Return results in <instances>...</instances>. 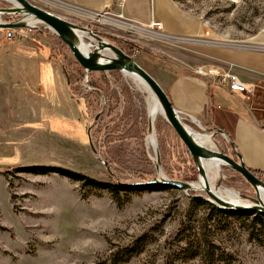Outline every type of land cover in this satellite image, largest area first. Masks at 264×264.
<instances>
[{"label":"rangeland","instance_id":"rangeland-1","mask_svg":"<svg viewBox=\"0 0 264 264\" xmlns=\"http://www.w3.org/2000/svg\"><path fill=\"white\" fill-rule=\"evenodd\" d=\"M28 1L90 28L117 47L121 44L154 74H158L154 53H176L194 63L203 60L201 49L226 46L215 48L237 52L228 46H260L255 41L264 37V0H177L199 14L210 29L209 36L178 39L139 28L117 13H108L109 8L96 9L114 0ZM116 2L139 16L152 5V0ZM9 6L8 0H0V7ZM1 16L2 21L22 17ZM16 28H25L29 39L8 40L6 28L0 27V264H106L113 249L143 233L155 240L125 264H163L164 247L181 221L195 230L206 211L205 206L190 205L184 191L119 192L115 199L106 190L83 186L55 171H30L61 167L99 181L124 183L155 177V152L147 140V91L121 71L86 77L54 32ZM49 52L64 66L75 62L79 67L64 73L48 58ZM251 103L255 111L264 113V83L256 86ZM162 120L158 114L153 123L159 153L155 128ZM195 122L185 124L201 134L210 133ZM113 132L117 136L108 144ZM212 140L217 149L232 152L216 137ZM161 167L169 177L162 163ZM227 168L221 165L213 185L220 189L219 182L255 197L252 186ZM250 219L229 217L227 230L212 228V238L232 255L219 264H264V240H250L245 230ZM171 244L174 248L177 242ZM186 264L203 263L197 259Z\"/></svg>","mask_w":264,"mask_h":264},{"label":"crops","instance_id":"crops-1","mask_svg":"<svg viewBox=\"0 0 264 264\" xmlns=\"http://www.w3.org/2000/svg\"><path fill=\"white\" fill-rule=\"evenodd\" d=\"M113 2H107L96 9L109 8L108 13H117L139 28L145 27L149 32L162 33L173 39L210 35V29L201 16L177 0H152L149 12L143 16L126 6L119 7L116 0ZM151 21L161 22L162 29L156 31L150 28ZM255 42H260L257 43L260 46L227 45L228 48L237 49V52L215 48L226 46L201 49L204 58L194 63L188 61L189 57L180 54L169 56L154 53L158 74L151 73L167 89L179 111L192 115L202 129L210 133L221 130L223 134L216 133L232 143L246 167L264 173V113L254 110L251 98L243 99L241 95L231 93L224 87L210 86L192 71L201 64L231 63L243 81L259 86L264 83V37ZM47 56L54 64L60 65L50 52Z\"/></svg>","mask_w":264,"mask_h":264},{"label":"water","instance_id":"water-1","mask_svg":"<svg viewBox=\"0 0 264 264\" xmlns=\"http://www.w3.org/2000/svg\"><path fill=\"white\" fill-rule=\"evenodd\" d=\"M11 6L0 7V16L6 17L22 16L13 21H1L2 28L29 27L47 29L54 32L59 39L67 46L72 53L75 61L84 70L85 76L89 73L106 74L121 71L127 74L139 76L148 88L154 93L162 116L165 121L173 128L179 140L189 153L193 164L197 170V178L193 181L176 180L167 177L161 167L160 153L158 148L155 150L157 175L147 181L137 182V184H160L171 188L184 191L188 196L200 197L220 209L246 210L251 213H264V202L258 195L259 188L264 189V181L255 176L244 164L242 156L230 143L232 152L223 149H208L197 144L184 127L185 122L180 116V111L174 106L170 94L162 83L146 68L140 65L131 55L117 47L104 37L98 35L90 28L79 26L65 18H62L48 10L32 4L28 0H8ZM35 25H31V21ZM40 24V25H36ZM97 43V52L84 54L81 46H88ZM99 50H102L101 52ZM106 50L108 53H103ZM68 83L67 74H65ZM182 112V111H181ZM202 129V127L198 124ZM151 124H148V133L151 131ZM204 130V129H203ZM206 131V130H204ZM216 132L208 133L214 137ZM223 134V133H222ZM92 151L96 154V149L90 142ZM220 157L223 159L222 165L235 170L245 181L254 189L255 197L241 193L235 189L216 184L228 191H234L243 200V203H232L224 199L218 193H213L210 189V182L206 175L203 161L207 158ZM105 163V162H104Z\"/></svg>","mask_w":264,"mask_h":264},{"label":"trees","instance_id":"trees-1","mask_svg":"<svg viewBox=\"0 0 264 264\" xmlns=\"http://www.w3.org/2000/svg\"><path fill=\"white\" fill-rule=\"evenodd\" d=\"M132 45L131 43H129ZM119 47L126 53L131 54L130 50L119 44ZM131 47V46H130ZM57 61L62 66L64 73H69L72 67H79L75 62L67 63L65 66L62 59L58 57ZM70 65V66H69ZM161 126L156 125V132L159 138L161 163L165 172L171 179H180L186 181H193L196 178V169L193 165L192 159L182 146L177 134L173 128L166 122L161 121ZM117 133L113 132L107 138V143L114 141ZM214 137L222 144L226 150L230 149V143L226 142L220 134L215 133ZM52 168V170H51ZM228 171L235 172L229 168ZM255 176L264 181V173L257 169L248 168ZM35 173L55 171L70 179L83 182V186L92 187L95 189L106 190L116 196L119 192H135L140 190H163L168 189L166 185L160 184H137V182L124 183L118 180L111 179L110 182L99 181L94 178L84 176L83 174L61 168V167H46L43 171L35 168L31 169ZM147 181L146 178L141 177L138 182ZM250 188L249 185H247ZM190 205L205 206V213L202 216L201 223L192 229L181 221L179 228L172 237V241L166 244L165 253L163 256V264H186L188 261L200 259L203 264H219L226 262L232 255L222 249L219 241L212 238L210 231L212 228L227 230L229 217L235 219L251 218L246 225L248 238L254 239L258 243L264 240V213H251L246 210H228L220 209L211 203L205 201L200 197L189 196ZM155 238L152 235L143 233L134 238L130 243L113 249L108 257L106 264H125L132 257L142 253L146 245L152 243ZM176 241V247H172V242Z\"/></svg>","mask_w":264,"mask_h":264},{"label":"bare ground","instance_id":"bare-ground-1","mask_svg":"<svg viewBox=\"0 0 264 264\" xmlns=\"http://www.w3.org/2000/svg\"><path fill=\"white\" fill-rule=\"evenodd\" d=\"M2 17V16H0ZM1 18H0V22H1ZM31 24H33L35 21L30 20ZM80 50L84 53V54H89L92 52H97V43L96 41L89 44L88 46H81ZM100 52L102 50H99ZM103 53L107 54L108 52L106 50H103ZM131 76V78L134 79V81L136 83H138L141 87H143L144 90L147 91L148 93V98H147V115L149 118V124H151V131L149 132V135L147 136V140H149L150 144L148 143L149 146H151L153 148V151L155 152L156 148H157V142H156V136L154 133V127H153V123L155 121V118L158 114H162L161 112V108L159 106V103L154 95V93L148 88V86L145 84V82L137 75L135 74H129ZM193 123L195 122V120H192ZM196 123V122H195ZM184 127L186 128L187 132L189 133V135L192 137V139L199 145L206 147L208 149H217L215 146V143L212 140L211 135L209 134H201L197 131H195L191 126L184 124ZM155 159V158H154ZM223 159L220 157H213V158H207L204 159L203 161V165H204V169L206 172V175L208 177V180L210 182V189L213 193H219L220 196L224 197V199H226L229 202L232 203H243L244 200L236 193H234L233 191H228L226 189L220 188L218 189V187L216 188L212 181L215 180L216 178H218L221 174L220 172V167L223 163ZM258 195L260 197V200H262L264 202V189L263 188H259L258 190Z\"/></svg>","mask_w":264,"mask_h":264},{"label":"built area","instance_id":"built-area-1","mask_svg":"<svg viewBox=\"0 0 264 264\" xmlns=\"http://www.w3.org/2000/svg\"><path fill=\"white\" fill-rule=\"evenodd\" d=\"M119 3L124 0H118ZM103 15L96 13V16ZM121 16V15H119ZM149 27L159 31L162 29V24L159 21H151ZM25 28H6L5 38L13 39H29L24 32ZM134 51V50H133ZM134 55V54H133ZM193 73L205 79L210 86H221L231 93L241 95L243 99H249L254 96L256 85L248 83L241 79L234 65L231 63L225 64H202L193 68ZM180 116L184 122L195 120L192 115L180 111Z\"/></svg>","mask_w":264,"mask_h":264}]
</instances>
